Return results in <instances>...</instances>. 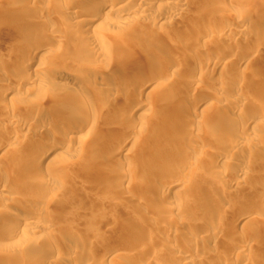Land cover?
<instances>
[{"label": "rangeland", "instance_id": "rangeland-1", "mask_svg": "<svg viewBox=\"0 0 264 264\" xmlns=\"http://www.w3.org/2000/svg\"><path fill=\"white\" fill-rule=\"evenodd\" d=\"M40 1L26 3L29 5L27 9L37 7L38 10H42H40V19L32 22L29 17L16 19L7 15L11 12L8 6L21 9L27 5L19 3L18 0H0V64L6 69L0 81L6 82V89L23 81L29 84V78H38L41 75L36 69L24 70L16 65L19 60L28 55L14 46L15 41L24 40V43H29L37 41L39 36V40H45V43L49 45L57 43L59 49L61 48L59 52L45 57L48 60L44 59V61L52 67L45 71L44 76L51 77L52 71L76 73L81 71V74L84 73V76L87 75L86 77L90 80L101 75L106 79L116 78L118 81L122 80L121 82L126 83L130 81L137 85H140L141 73L143 74L142 71L147 67L142 63L144 56L150 57L157 63L156 65L161 66L163 58L170 54L171 44H178L181 49L187 51L185 64L178 68L175 79H171L166 85L158 86L160 87L158 93L149 98L160 112H173L180 119L186 115L184 111L186 104L191 100L200 101L207 89L211 91L220 83L226 84L229 88L210 100L212 105L219 104V110L214 111L213 108H208L201 117L188 123L181 132H177L172 122L161 127L158 133H154L152 124L148 123L141 130V136L147 137V141L142 145L134 146V157H130L124 151L113 153V144H100L95 134L84 142L74 141L68 149L62 146V153L55 163H42L40 166L33 160L32 151H27L26 143L30 139L47 136L51 130L66 128L67 125L63 124L66 116L56 114L54 108L60 103L69 107L75 106L76 96L70 91H52L51 89L41 93L39 87V89L35 87L20 92L15 97L1 96L0 92V134L10 136L14 132H20L15 142L11 144L19 154L25 152L24 158H18L11 165L7 164L5 159H0V177L7 173L19 179H27L26 182L14 180L10 183L6 182L13 191V199L34 205L36 197L48 196L51 203L45 211L52 217L60 214L71 219L81 214L87 219L102 213L106 217L125 218L127 213L132 222H138L140 211L147 212L144 211L145 202L157 201L174 207L177 203L187 205L189 201L213 193L215 194L213 199L216 202L219 198L217 195L221 191L230 192L235 194L234 200L219 219H216L213 214L215 209H206L203 212L191 211L190 214L176 210L170 213L156 211L154 213V216L157 215L156 219L141 224L143 227L140 224L136 225L138 228H135L137 232L134 235L129 237L119 235V240L124 244L120 243L112 247L120 251L127 246L126 252H120L116 261L111 264H223L224 261L225 263L229 261H226L230 253L226 245L232 241L248 244L245 249L236 247L235 251L244 249V257L235 264H264V258L252 260L255 253H261L264 256V32L261 33L258 41L255 39V29L259 25H264V0H192V2L187 0L183 5L185 8L183 13L175 18L169 17L170 20L160 12H144L139 20L122 21L114 16L116 23L109 24L108 27L97 32L103 37L105 46L104 49L96 50V52L87 48L88 51L77 50L78 44L74 38L80 32V28L64 21L66 17L75 15L74 13L68 10L65 12L66 16L62 17L46 13L50 8L63 9L62 6L66 3L79 0ZM171 6L173 5L168 4V7L171 8ZM241 14L244 16L247 33L242 36L231 35L233 42L229 46L217 34L208 35L207 32L214 31L217 27L225 30L228 26H234L233 16ZM159 21L167 23L159 27H150L152 23ZM254 42L258 44V47L257 44L254 45ZM85 51L89 52V56L84 55ZM242 56L245 61L238 67V60L241 59L239 57ZM81 62L84 65L82 70ZM96 70H98L97 74ZM157 70V68L149 70L150 72L145 76H150ZM133 90L134 88L131 87L123 92L122 100L131 97ZM0 91H2L1 87ZM112 97L113 95L102 91L98 93L102 111H114L113 119H115L124 108L121 106V98ZM222 99H228V101L237 99L242 105L240 107L220 105ZM176 104L180 107L175 106ZM36 107L44 111L41 117L51 125L50 129H38L34 125L28 128L22 126L24 119L31 118L29 121L32 123L39 119L33 111ZM10 108L19 110L21 115L11 121L12 127L6 118V112ZM24 109L31 110L24 111ZM225 112L232 113L233 120L226 119ZM260 116L262 119L259 124L250 125L242 132L239 131V126L244 125L248 120L259 119ZM138 118H140L139 115L134 114L129 122L140 121ZM112 125L109 123L101 126L100 129L108 131ZM215 127H219V131L214 134ZM124 131L125 135L130 134H127L126 127L114 130L113 133H124ZM197 131L209 134L211 137L214 134L221 139V143L228 142L238 133L244 136L242 145L236 149L239 153H250V158L247 161V175L240 184L236 185L234 182L235 170L239 164V161L234 159L226 163L210 160L200 164L199 167L174 164L177 150L187 153L192 151V144L187 140V134ZM131 134L133 137V133ZM161 143L165 145L158 155L155 149H158ZM85 144L88 151L83 152L80 148ZM218 146L212 144L214 152L219 150L220 146ZM172 150L174 153L171 152ZM214 152L209 154L214 155ZM156 156V160H151ZM123 160L132 162L133 169L130 174L134 187H122L119 191L117 187L112 186L119 174L117 172L114 174L110 169ZM159 167H167L168 172L166 174L160 172ZM219 170L223 171V177L217 176ZM41 175L48 178L49 185L41 182L36 184L37 188H32L31 182L39 181ZM176 179L181 183L167 189L166 185ZM58 183L63 187L56 188ZM126 195L134 196L133 208L126 209L121 203L127 198ZM4 208L9 207L0 202V210ZM88 211L93 213L90 214ZM17 214L20 213L17 212ZM240 214H242L241 217H239ZM175 220L179 223H172ZM217 221L223 223L225 227L216 233V238H210L208 229ZM165 226L177 230L180 241L183 242L181 244L194 250L196 255L191 258L182 256L184 251L183 247L177 246L179 243L170 239L159 240V234ZM13 227L14 224L3 223L0 216V249L14 251L15 247L22 246L20 251H29L28 242L33 238L32 233H28L17 245L4 240L7 232L12 231ZM77 234H80L79 229L61 228L54 231L47 239L53 243L54 248L61 250L83 240L94 239L89 232L79 241H71L72 235ZM62 237L63 240H61ZM58 249H44V247L36 246L35 252L51 256L53 251ZM94 249H96L95 253L100 254L99 246H94ZM10 251L7 253H11ZM235 251H233V258ZM85 252L87 253V250ZM51 258L57 260V258ZM17 259L18 263L27 260L23 256H18ZM52 259L47 263L54 264ZM27 261L32 262L30 259ZM92 263L106 264L107 261L104 263L95 257Z\"/></svg>", "mask_w": 264, "mask_h": 264}, {"label": "bare ground", "instance_id": "bare-ground-1", "mask_svg": "<svg viewBox=\"0 0 264 264\" xmlns=\"http://www.w3.org/2000/svg\"><path fill=\"white\" fill-rule=\"evenodd\" d=\"M19 3L25 4L27 2H34L35 0H18ZM42 2L44 0H41ZM40 1V2H41ZM105 1V3H103ZM187 0H79L78 2L66 3L63 9H54L50 8L46 11L47 15H57V16H66V11H71L74 13L73 16H68L64 20L65 23H70L71 25L80 28V32L75 36V41L77 45V50H87L90 49L94 52L99 51V49H104L105 41L101 35H98L97 32H100L102 29L109 24L116 23L114 16L119 17L120 20H139L143 17V13H154L160 12L163 14L165 18L170 20L171 17L175 18L177 15H181L183 13L184 2ZM191 1L192 0H188ZM168 4L173 6L168 7ZM29 5L25 8H16L15 6H8L7 8L11 9L8 16L21 19L24 17H29L32 22L40 19L41 12L36 8L27 9ZM42 8V7H41ZM49 8V7H48ZM36 9V11H35ZM43 9V8H42ZM47 9V8H46ZM42 11V10H41ZM70 13V12H69ZM170 17V18H169ZM167 21V20H166ZM232 22L234 26H228L225 30L221 27H217L214 31L210 30L208 33L209 36L217 34L220 39L227 45L233 42L231 35H240L247 33V30L244 26V16L243 14L239 16H233ZM262 22V21H261ZM165 21L154 22L150 25L151 28L159 27L161 25L166 24ZM56 26V25H55ZM58 28H56V31ZM256 40L258 41L261 33L264 32V25H259L256 29ZM55 31V29H54ZM33 36V33H32ZM34 37V36H33ZM38 37V35H37ZM36 37V38H37ZM40 37V36H39ZM32 41L29 43H24V40L15 41L14 46L23 50L24 53L28 56L19 60L16 65L21 67L24 70H38L41 74L38 78H29V84H26V81L19 83L13 87H9L6 89V82L0 81V87L2 89L1 96L15 97L18 93L23 91L31 90L32 88L41 89V93H44L47 89L53 90H61V91H70L73 95L76 96L75 106L69 107L63 104L55 105L56 114L66 116L64 117L63 124H66L67 127L63 129H54L49 131L47 136H40L39 138L30 139L26 143L27 151H32L31 155L33 160L38 162L39 166L42 163L45 164H53L60 157L62 153L63 147L66 149L74 141H86V139L90 136L97 135L99 138L100 144L109 143L113 144V153L125 152L130 157L135 156V152L133 151L134 146L142 145L147 141V137L141 136V130L147 126L148 123H151L152 132L158 133L161 127L167 126L173 122L176 127L177 132H181L184 127L187 126L188 123H192L196 121V118L201 117V115L208 109L213 108L214 111L219 110V104L214 106L210 101L212 98H215L217 95H220L221 92L225 91L226 88H229L224 83H220L218 86L211 87L207 89L205 94L201 97L200 101L188 102L186 104V115L181 119L176 116L175 113H171L169 111H159L156 105H153V101L149 98V96H154L160 90L162 85H166L171 79H175L178 68L181 65L185 64V59L187 58V51L183 50L179 47L178 44H171L170 54L163 58V63L161 66L156 65L157 63L152 61L150 57L144 56L142 59V63H144L147 67L142 71V79L140 81V85L135 83H131L130 81L121 82L118 79H106L103 76L94 77L92 80L88 79L85 74L81 71L73 72V71H52L53 75L51 77L44 76L45 71L48 70L49 64L44 61L47 55H52V53L59 52V45L57 43H45V40ZM200 37V36H198ZM44 41V42H43ZM73 42V43H74ZM257 44V43H256ZM254 42V45H256ZM75 45V44H74ZM10 46V45H9ZM258 47V44H257ZM87 48V49H86ZM88 51V50H87ZM86 52V51H85ZM84 52L85 56H89V52ZM251 52V51H250ZM254 52V51H253ZM252 52V53H253ZM54 53V54H55ZM88 53V54H87ZM245 54V53H244ZM249 54V53H248ZM247 54V55H248ZM254 54V53H253ZM251 55V53H250ZM57 56V55H56ZM229 56V55H228ZM246 57V54L244 55ZM50 57V56H49ZM55 57V55H54ZM241 59L238 60V67H240L245 60H243V56L239 57ZM51 59H49L50 61ZM201 63L203 62L200 59ZM43 63V64H42ZM45 63V64H44ZM51 63V62H50ZM200 63V64H201ZM42 65V66H41ZM2 64H0V78L6 73V69L3 68ZM201 67V66H200ZM199 67V69H200ZM84 65L82 62L80 64V69L82 70ZM106 68V67H105ZM158 69L156 73L147 75L149 70ZM104 70V69H103ZM96 70V74H97ZM102 72V69H100ZM84 72V71H83ZM86 72V71H85ZM45 73V74H44ZM44 74V75H43ZM102 74V73H100ZM193 82V81H192ZM134 84V86H132ZM29 86V87H28ZM52 86V87H51ZM160 86V87H158ZM39 87V88H38ZM133 87V94L129 98H123L121 94L126 92L127 89ZM100 91L105 94L113 95L112 98L116 96L121 98V106L124 108L117 115L116 118L113 119L114 111L109 110L103 112L101 107L102 105L98 99V93ZM97 94V95H96ZM229 105L234 107H240L242 104L237 99H222L220 101V105ZM175 106L180 107L179 104ZM182 109V108H180ZM31 110V109H30ZM24 109V111H30ZM36 116H39V119L35 121L33 124L27 119H22L23 127H30L31 125L36 126L38 129H47L51 128V125L44 119H42L41 115L44 113L40 107H36L33 109ZM19 110L15 108H10L6 112L7 122L11 126V121L17 117L19 118L21 115L19 114ZM134 114H138L140 121H135L133 123L129 122L131 116ZM224 116L226 119L233 120V114L230 112H225ZM259 119L246 121L244 125L239 126V131L242 132L246 129V127L250 125H257L261 122V116ZM32 123V124H31ZM112 123V127L110 130L100 129L101 126ZM12 127V126H11ZM126 127L127 134L124 133H113V131L118 130L119 128ZM219 131V127H215L213 129V133H217ZM20 132H14L13 135L3 136V133L0 134V159H5L6 163L11 165L18 158H24L25 152L18 153L15 151V147L11 144L15 142L17 135ZM133 133V137L131 136ZM212 133V132H211ZM212 133V134H213ZM5 134V133H4ZM211 134V135H212ZM211 137L209 134L201 133L199 131L194 133L187 134V140L190 144H192V151L188 153L183 150H177L175 152V161L174 164H183L185 167L194 166L199 167L200 164L208 161H220L222 163H226L228 160H236L239 161V164L235 170V184L238 185L247 175V161L250 158V153L244 154L239 153L237 151V147L242 145L244 141V136L238 133L232 137L228 142L221 143V139L216 137L215 135ZM224 143V145H223ZM212 144L217 146L219 145V150L215 151L212 149ZM165 143H161L159 148L155 149L158 151V155L162 152V148ZM223 145V150L221 146ZM63 146V147H62ZM218 146V147H219ZM12 149V150H11ZM81 151H88L86 144L80 148ZM167 153L168 148L166 149ZM171 152L174 153V150ZM210 153L214 152V155H210ZM157 155V156H158ZM156 157L151 160H156ZM133 169L132 162L130 160H123L120 163H117L110 170L115 174L117 172L119 174L118 179L112 185L113 187H117L120 191L123 188H132L134 187V181L130 174V171ZM160 172L167 173V167H159ZM110 172V171H109ZM223 171L219 170L217 176L223 177ZM26 182L25 178H16L15 175L10 176L7 173H4L0 177V202L6 204L9 208H4L0 210L1 221L3 223H11L14 224L12 231L7 232L6 238L4 240L9 241L11 244L17 245V243L21 242V240L28 235V233L33 234L32 240L28 242L29 251H20L21 247H15L14 251H10L11 253H7L8 251H3L0 249V264H6L11 262L13 264H48L47 262H51V257L57 258L54 260V264H93L92 261L95 257L101 259L104 263L107 261L108 264L116 261L117 256L120 252H126V247L121 249L120 251L114 249L113 245L124 244L120 241L119 235L124 236H132L137 232L135 228L138 224H143L146 221H153L156 219L154 213L156 211L160 212H172L176 210L177 212H184L186 214H190L191 211L195 212H203L206 209H215L213 214H215V218L219 219L220 216L226 209H228L231 205V201L234 200L235 194L233 195L230 192L221 191L219 198L215 202L213 197L215 194H209L204 196L203 198L189 201V203L182 204L177 203L174 207H169L163 203H159L157 201L154 202H145L144 211H140L139 221L132 222V219L129 217V214L126 213L127 217L120 218L116 217H106L102 213L96 215L93 218H83L81 214L76 215V217H72L69 219L65 216H61L57 214V216L52 217L46 213L45 209L51 203V199L48 196L42 195L40 197H36L34 199V205L25 204V201L19 199H13L11 187L7 185V183L12 182ZM7 182V183H6ZM43 183L49 185L48 178L41 175L39 177V181L31 182L32 188H37L38 183ZM181 182L176 179L166 185V188L169 189L174 185L180 184ZM184 183H182L183 185ZM61 184H56V188H62ZM108 187H110L108 185ZM264 188V187H263ZM58 189V190H59ZM127 192V191H121ZM264 192V190H263ZM127 198L123 200L121 203L124 208L129 209L133 208L134 196L126 195ZM124 196V197H126ZM81 208L84 207L81 205ZM149 211V212H148ZM151 211V212H150ZM20 213L19 215L17 214ZM89 212V211H88ZM92 214L93 212H89ZM160 217V215H158ZM242 214L239 215L241 217ZM174 224H178V221H172ZM139 225V226H140ZM143 227V225H141ZM224 224L217 221L215 224L208 229V234L210 238H216V233L220 230L224 229ZM61 228H67L72 230V228H76L80 230V234L72 235L71 241H79L82 239L84 235L90 232L91 236L94 239H87V241L75 243L73 246H66L65 250H61L58 248H54L53 243L47 239L48 236L52 235L54 231H58ZM140 228V227H139ZM141 229V228H140ZM159 240L166 241L170 239L174 242L179 243L178 247H183L182 256L194 257L195 251L190 250L188 246L182 245L180 240L179 233L177 230L172 229L170 227L165 226L161 233L159 234ZM60 239V238H59ZM63 240V237L61 238ZM128 244V243H126ZM36 246L44 249H58L54 250L53 254H37L35 252ZM94 246H99V253H95L96 249ZM229 248V260L228 262L223 264H235L236 261L241 260L244 257L243 250L248 246L246 243H238V242H229L226 245ZM236 247H242L244 249L235 251ZM87 250V253L85 251ZM231 250V251H230ZM233 251H235V256L233 258ZM85 252V254H84ZM242 252V253H241ZM121 253V254H122ZM85 255V256H83ZM18 256H23L27 260H31L29 263L27 260L25 262L18 263ZM232 256V257H231ZM228 257V256H227ZM264 256L261 253H255L253 255L252 260H262ZM106 263V264H107ZM262 264V263H258Z\"/></svg>", "mask_w": 264, "mask_h": 264}]
</instances>
